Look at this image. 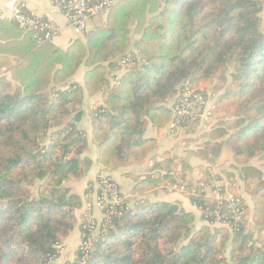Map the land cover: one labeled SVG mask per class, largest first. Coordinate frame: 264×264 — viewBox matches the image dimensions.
<instances>
[{
	"label": "trees",
	"instance_id": "obj_1",
	"mask_svg": "<svg viewBox=\"0 0 264 264\" xmlns=\"http://www.w3.org/2000/svg\"><path fill=\"white\" fill-rule=\"evenodd\" d=\"M263 6L120 0L66 49L0 19V264H51L76 228L89 238L77 217L84 198L69 187L92 165L77 125L84 95L102 100L92 114L98 165H152L133 179L139 202L124 199L121 216L96 219L85 260L77 250L66 264H264ZM186 89L198 99L181 118L171 104ZM163 133L190 136L180 147L200 164L152 157ZM157 190L181 191L202 224L194 229L196 216L179 203L141 199Z\"/></svg>",
	"mask_w": 264,
	"mask_h": 264
},
{
	"label": "crops",
	"instance_id": "obj_2",
	"mask_svg": "<svg viewBox=\"0 0 264 264\" xmlns=\"http://www.w3.org/2000/svg\"><path fill=\"white\" fill-rule=\"evenodd\" d=\"M17 7H22L23 10H25L29 14H32L36 18L48 21L55 27L59 28L60 33L52 42L57 47L61 49H66L69 46V44L73 40H75L73 32L68 27L69 24L66 17L59 11L58 8H56L51 3L50 0H0V10L7 17V19L5 20H10L8 17L11 16L13 11ZM261 15L264 17V7ZM80 71H83L84 73L83 69ZM80 71L75 76L74 81L81 86L83 84V74H80ZM79 75H81L80 82L77 81ZM101 101H102L101 96L90 98L84 95L83 106L81 109L83 119L80 124V128L85 130L86 132V136L88 139V151H89L88 158H90L92 165L89 171L87 172L86 176L82 180L77 182H71L69 184V187L72 189V191L75 194L84 198L83 201L85 206L87 202H91L95 198L96 193L98 191V188L95 183L96 178L100 173H104L107 174L119 185L124 198L128 200V203L130 205L133 206L135 202H139L140 200V197L133 196L131 194L133 188V179L143 175L145 171L151 167L152 163L149 162L145 166L120 169L113 173L105 172L98 165L97 151L95 146L91 143V133H92V114H93L94 106L96 103L100 104ZM87 103L89 107L85 108ZM83 109H85L86 111L83 112L84 111ZM148 135L154 136L155 134L153 131L149 130ZM179 139L180 138L172 139L166 133H163L159 140V147L153 153L152 157H156L157 159L159 158L158 160H161L162 157L168 154L170 156H177L178 158L181 159H188L189 163L192 166L199 165L200 163L191 155L186 154L182 148L180 150L177 149V146L180 144L181 141ZM141 199H144L149 203H156V202L179 203L180 206L185 211L192 212L196 216V218H197V214H199L198 210L190 204L188 198L185 197L181 193V191L174 190L166 193L163 192L162 190H157L153 193L145 195ZM83 210L84 207L79 212H77V217H81ZM94 216L97 220H100L102 218L101 213L98 210L94 211ZM80 242H81V232L79 228H76L69 237V239L63 245L64 249L71 252L72 259L74 258L75 252L77 251Z\"/></svg>",
	"mask_w": 264,
	"mask_h": 264
},
{
	"label": "built area",
	"instance_id": "obj_3",
	"mask_svg": "<svg viewBox=\"0 0 264 264\" xmlns=\"http://www.w3.org/2000/svg\"><path fill=\"white\" fill-rule=\"evenodd\" d=\"M51 3L59 9V11L66 17L69 29L73 32L75 39L83 38L90 33L93 28V24L100 20L104 21L112 7H114L120 0H50ZM10 20L15 22L20 28L27 31H36L40 33V38L43 41L53 42L54 39L60 33V29L52 25L45 20L38 21L35 16L29 14L22 7H17L10 17ZM0 19L5 20L7 17L0 10ZM88 23H92L88 26ZM124 65V62H122ZM198 99V95L194 94L193 90L186 89L181 98L171 104L173 112L178 117H184L193 108V101ZM96 186L100 191V195H96L93 201L87 202L82 212L81 223L83 224V230L89 233V238L85 241L84 236H81L82 240L77 250L82 254V260L84 261L88 252L93 245L94 236L98 234V230L101 222H98L94 216V211L98 210L102 214V218H110L111 216H121L123 208V194L119 185L110 178L107 174L100 173L96 178ZM213 196L220 200L221 198L217 194ZM231 202V198H226ZM225 199V200H226ZM228 202V201H227ZM233 204L229 203L228 209H233ZM216 219L214 225H220L222 218L225 219L221 213H215ZM105 226H103L104 228ZM102 228V229H103ZM60 254L63 255L64 246L58 245ZM55 259L51 260L53 263Z\"/></svg>",
	"mask_w": 264,
	"mask_h": 264
},
{
	"label": "rangeland",
	"instance_id": "obj_4",
	"mask_svg": "<svg viewBox=\"0 0 264 264\" xmlns=\"http://www.w3.org/2000/svg\"><path fill=\"white\" fill-rule=\"evenodd\" d=\"M264 7V6H263ZM263 12V11H262ZM262 14V13H261ZM92 25V23H88V26H91ZM80 74H83V71H80ZM78 82H80L81 81V75H79L78 76V80H77ZM215 101V99H210L209 101H208V106L206 107V111H208V110H210V106L213 104V102ZM87 107H89V105H88V103H87V105L85 106V108H87ZM84 111L83 112H85L86 110L85 109H83ZM215 116L216 117H220V113H218V114H215ZM82 117H81V119H80V121L78 122V127L80 128V124H81V122H82ZM206 122V121H205ZM205 122L204 121H202L201 123H202V127H198V128H194L195 130H194V135L192 136L193 138L196 136V135H200L202 132H203V127H204V125H205ZM190 136H184L183 135V133H181L180 134V139L179 140H184V139H186V138H189ZM180 144H181V142H180ZM178 145L177 146V149L178 150H180L181 149V147L180 146H182V144L181 145ZM224 160V159H223ZM252 165L253 166H255V167H258V168H260V165H259V163H257L256 161H253L252 162ZM239 189H240V194H241V196H242V198L245 200V202L247 203V204H249L250 205V199H249V197L248 196H246L245 194H244V192H243V190H242V185L239 183ZM206 194L208 195L209 194V192L207 191L206 192ZM182 208V207H181ZM199 217H200V213L199 214H197V218H196V222H195V225H194V229H197L201 224H202V222H200V220H199ZM249 220H250V218H249ZM213 226H216V227H219V226H221V225H213ZM248 228H249V230L251 231V232H254L255 230H256V227L254 226V225H252V223H250L249 225H248ZM225 256H227V254H225ZM72 257H71V252L70 251H68V250H66V249H64V251H63V255H61V257L59 258V259H57V260H55L53 263H51V264H66L67 262H71L72 260Z\"/></svg>",
	"mask_w": 264,
	"mask_h": 264
}]
</instances>
